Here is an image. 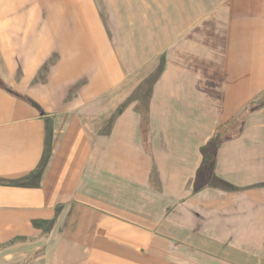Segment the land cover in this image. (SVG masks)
I'll list each match as a JSON object with an SVG mask.
<instances>
[{
	"label": "crops",
	"instance_id": "1",
	"mask_svg": "<svg viewBox=\"0 0 264 264\" xmlns=\"http://www.w3.org/2000/svg\"><path fill=\"white\" fill-rule=\"evenodd\" d=\"M103 1L0 0V264H264V0H164L112 55ZM136 231L172 248L98 252Z\"/></svg>",
	"mask_w": 264,
	"mask_h": 264
},
{
	"label": "rangeland",
	"instance_id": "2",
	"mask_svg": "<svg viewBox=\"0 0 264 264\" xmlns=\"http://www.w3.org/2000/svg\"><path fill=\"white\" fill-rule=\"evenodd\" d=\"M99 1H102V0H99ZM122 1H124V3ZM103 2H104L103 5L97 4V7H100L102 17H103L102 12L106 14L108 13L106 23L110 24V27L108 28L110 32H112L111 33L112 36L108 37L109 39L107 41L108 50L110 49L108 53L110 55L113 54L112 48L114 49L118 48V50H121L123 47L124 50H128V48H130L132 44L136 42L137 40H142V43L146 42L148 40V37H141V38L136 37L135 38L134 36H132V33L136 31L142 32L143 29L149 28L152 22H154L156 19H160V17L162 18L163 12L165 11L167 7L166 5H164V0H104ZM123 22H124V26H123L124 33L122 35L117 36L115 29L117 28V25L119 26V23H123ZM258 103L261 104L260 101H258ZM259 107H260L259 105L253 106V110L252 109L249 110L248 113L245 112L246 110H243L240 116L244 115L246 119L249 114L250 115L252 114V112L255 114L256 111L260 110ZM245 122H246L245 120L242 122V127H241V123L239 124V127H241V130L243 131L238 130L237 131L238 136H241L243 134L244 132L243 127H245V124H246ZM147 231L150 232V230H147ZM134 235L137 238L142 240L141 245L132 247V245H127V246L121 245L120 246L119 244H114V243L121 242V238H119L113 244H109L107 248L103 247L102 249H98V252L109 254L110 258H113V256L116 253H133L134 251L137 253L140 252L142 254L143 253L151 254L153 252H161L162 247L172 248V245L164 244L162 243L163 241H160V240H152V238L149 237V235L146 236L145 233H142L140 231H136ZM111 241H113V239ZM17 244H18V241L8 246H1L0 249H4L6 247L7 248L14 247ZM72 246L75 251L68 247H65L63 250H60L58 252V255L60 257H63L65 254L68 255L69 252H76L77 254H79L80 252L79 246H76V245H72ZM44 252L46 253L45 258L48 259L46 261V264H78V263L82 264L83 263L82 257L80 259L78 255H76L75 261H72L69 259L68 260L56 259L57 256H56V253L52 249L51 243H50L49 248ZM64 258H67V257H64ZM33 261L34 259H31L27 264H32ZM96 263L98 262H95V264ZM148 263L149 262L147 260L132 259L131 257H126V260H125V264H148Z\"/></svg>",
	"mask_w": 264,
	"mask_h": 264
},
{
	"label": "trees",
	"instance_id": "3",
	"mask_svg": "<svg viewBox=\"0 0 264 264\" xmlns=\"http://www.w3.org/2000/svg\"><path fill=\"white\" fill-rule=\"evenodd\" d=\"M245 120V116H237L232 120L221 124L215 131L210 142L202 148L203 162L202 170L207 173H213L216 167V161L220 147L226 141H230L238 138V130H241L242 122ZM241 123V127L239 124ZM23 240V239H22Z\"/></svg>",
	"mask_w": 264,
	"mask_h": 264
}]
</instances>
